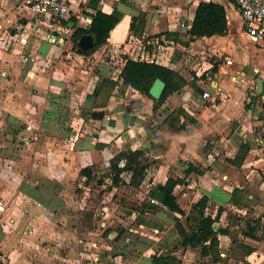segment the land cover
I'll return each instance as SVG.
<instances>
[{"label":"crops","instance_id":"crops-1","mask_svg":"<svg viewBox=\"0 0 264 264\" xmlns=\"http://www.w3.org/2000/svg\"><path fill=\"white\" fill-rule=\"evenodd\" d=\"M68 1L70 17L74 16L76 23L80 18L90 23L97 10L120 13L107 41L92 53L100 54L97 72L91 79L95 85L91 89L86 84L84 93L67 90L61 86L62 77L46 73L48 63H59L62 57L70 56L63 49L68 41L59 39L68 37V31L57 26L54 19L33 13L24 0H0V127L8 128L2 130L0 138V264H69L72 262L69 259L77 263V245L70 247V250L75 248V256L69 258L68 245L63 240L67 236L61 223L64 217H60V224H55V211L36 198L37 190H31L33 182L29 173L40 171L49 180L67 182L76 170L91 162L108 161L121 149L149 148L152 141L161 143L150 177L153 186L164 182L172 172L176 173L171 176L186 177L187 187L199 197L207 196L205 215L213 217L219 206L223 208L214 222L215 227L230 224V229L246 233L248 223L256 227L253 234L238 233L240 239L253 247L251 252L243 254L242 250L232 247L230 235L221 234V259L212 261L203 256L207 260L204 264H223L225 259L240 264H264V122L261 118L264 95L251 90L249 82L252 71L262 70L264 38H252L253 44L246 42L245 38L251 37L243 31L240 15L231 0H213L226 9L225 34L192 41H188L187 30L196 6L199 1L209 0ZM132 17L136 18L135 32L129 34ZM210 52L238 60L237 84L228 87V82L219 77L211 78L209 84L196 79L201 92L195 93L187 84L170 94L159 112L164 117L174 108H183L194 122L182 118L185 122L182 130L164 126L154 128L149 136L143 122L153 114V100L131 87L126 92L133 90L132 98L117 100L115 88L105 106L91 108V111L104 110L101 119H93L88 113L89 107L84 105L80 111L68 107L74 103L69 97L80 98L81 94L92 93L102 77L117 80L126 58L146 60L140 55L153 54V59L147 61H155L191 79L203 72L206 77L217 73L218 69L211 70L214 63L203 56V60L197 62L199 57L195 56ZM101 54L106 58L102 59ZM76 56L87 59L91 54ZM204 90L227 91L230 97L220 104L211 102L202 106L197 103V94ZM121 103L124 108L118 109ZM192 110L197 111L193 113L196 117L191 115ZM209 139L212 146L201 151V146ZM242 142L249 145L245 158L240 165L230 163L227 159L234 156ZM184 162H191L205 172L187 175ZM152 211L130 208L127 211L137 225V229L129 228V241L134 230L150 227L151 221L143 214L158 216L155 219L158 223L152 224L154 233L146 235L142 231L136 235L144 264H152L151 256L160 253L176 255L182 260L181 264H193L190 260L197 248L178 245L174 215L161 210L152 214ZM174 214L181 219L180 214ZM104 253L110 255V251ZM104 253H100L101 259H111Z\"/></svg>","mask_w":264,"mask_h":264},{"label":"rangeland","instance_id":"rangeland-1","mask_svg":"<svg viewBox=\"0 0 264 264\" xmlns=\"http://www.w3.org/2000/svg\"><path fill=\"white\" fill-rule=\"evenodd\" d=\"M245 40L246 42L253 44L252 38H245ZM262 46L264 58V44ZM71 47L72 43H65V46L63 47L64 53H69L70 56L62 57L59 63H48L46 73L62 77L61 86L65 87L67 90L70 89L71 91L84 93V91L87 90V85H89L91 89L93 84L95 85V82H92L91 79L97 72L96 63L98 55L100 54H91L90 58L87 59L84 56L80 58L76 56L79 53ZM190 53L191 50L189 52L187 51V54ZM196 55L199 57L197 62L203 60L201 59V56H203L205 60L214 63L216 69H218V71L216 70L217 73L214 76L210 75L209 77L201 80L202 84H209L210 79L215 77L226 80L228 82V87L231 88L237 84L236 79L238 78H236V70H239V62L237 59L234 60V56L233 59L229 56V59V57H226L225 54H214L211 52L206 54H195V56ZM101 58L103 59L106 57L104 54H101ZM56 64L59 66H56ZM261 65L262 70L252 71L250 74V89L253 91H256L255 77L259 76L264 79V63ZM220 66H224V68L220 69ZM115 67H117V65ZM134 93L135 92L133 90H129L122 98L130 99L133 97ZM227 93V91H225V93L211 92V99L202 98L200 96L202 94L199 93L197 94V97H199L197 103L202 106L208 105L211 102L220 104L230 97ZM263 95L264 93L261 94L262 97ZM115 97L117 100L121 99L118 94H116ZM80 98L76 96L73 98L69 97L68 99H73L74 103L68 105V107L80 111L82 105L91 108L94 105L105 101L104 93L98 95L87 93L85 96L81 94ZM262 100L264 102V97ZM95 110H102V108H96ZM196 112V110H192L191 115L196 117L193 114ZM161 115L162 114H159L158 111L145 118L143 122L144 127L153 129L152 131H154V126L160 119H162ZM86 118L89 117L86 116ZM153 123L155 125H152ZM0 128L1 138L3 133L2 130L8 128L6 126H2ZM212 138H214V136ZM159 145H161V143L152 141L151 146L149 148H145V155L148 157L149 161L152 160V164L146 171L144 181L138 187H133L127 184L130 175L129 172L123 173V177L126 181L125 183H122L119 186H113L109 174V160L104 161L102 159L89 163L88 166L93 172V178L88 182L85 176H82L79 171L77 172V170L67 182L62 183L54 179L49 180L46 175L40 171L29 173V178L33 182L32 186L35 190H37V194H35L36 198L45 202L52 211H55L53 217L56 221L55 224H60V217H64L61 220V223L65 227L63 231L66 230L67 236L66 239L64 238L63 240L66 243L65 245H68L67 249L69 251V258H74L75 256V248L70 250V247H75L76 245L78 247L77 263L75 259H69L72 260L69 264H97V262L108 263L109 261H115L117 264H144L143 251L138 246L139 240L136 239H139V237L136 238V235H140L142 231L145 232L146 235L154 233L152 224L158 223V221L155 220L158 216L143 214L145 219L151 221V225L149 223L150 227L145 229L139 228L141 231L138 230L137 232L134 230L130 235L131 240L129 241L128 233L131 232L129 228L133 227L137 229V225L135 221H132V219L129 218L127 211L129 208L137 209L143 201H148L150 187H153L151 184L152 179L150 177L154 172V162L156 163L158 161L159 148H161ZM13 146L15 147V145ZM211 146L212 144L210 143V139L206 140L203 146H201V151ZM175 174L176 173L172 172L170 175ZM27 191L32 193L29 189H27ZM176 194L177 201L183 205L186 214L188 213V205L191 201H196L199 198L198 194H196L191 188L187 187V185L177 189ZM156 212L157 211L154 210L152 211V214ZM180 217L184 221L185 216L181 215ZM54 227L57 229V226ZM121 229H123L121 234L124 235L119 234ZM108 233H110V235H108ZM62 247H64L63 244ZM60 250L63 251V248ZM195 250L196 253L192 255V260L190 261H192L193 264H204L207 261L206 258L200 255L198 248ZM105 251H110V255L104 253ZM100 253H104L105 255L111 257V259H107L106 257L101 259L100 255L102 254ZM235 255L238 256L237 254ZM227 260L228 259H225V263L223 264H240L234 260L229 262Z\"/></svg>","mask_w":264,"mask_h":264},{"label":"trees","instance_id":"trees-1","mask_svg":"<svg viewBox=\"0 0 264 264\" xmlns=\"http://www.w3.org/2000/svg\"><path fill=\"white\" fill-rule=\"evenodd\" d=\"M120 13L113 10L110 13H105L97 10L91 17V21L87 27L76 26V19L71 16L68 21H63L67 28H71L70 40L72 48L82 55L92 54L99 46L107 41L110 30L118 23ZM136 18L132 17L128 33H134V22ZM67 30V29H66ZM227 30V17L225 7L216 1H199L194 17L191 22L188 33V41L195 40L196 38L212 35H223ZM84 34H90L93 37V45L87 49H82L78 46L79 38ZM216 72V67L213 64L211 68ZM156 78H160L165 82L164 90L159 99L152 98L148 91ZM206 74L203 72L199 77L195 75L191 79H187L179 71L169 68L167 66L156 63L155 61H147L141 59L126 58L123 66L120 69L117 80L111 77H102L100 83L94 88L93 94L98 95L104 93L105 101L94 105L93 107H102L107 104V100L112 95L113 90L116 88L114 95L118 94L119 97H124L126 90L131 87L141 94L153 100L152 111L156 113L159 111L163 103L166 102L167 97L183 88L185 85H190L193 91L201 92L196 84V79H205ZM264 103V102H263ZM92 108V107H91ZM91 108H87L91 111ZM85 109V113L87 112ZM160 114V112H159ZM162 116V115H161ZM194 122L192 118L183 108H174L171 112L166 114L160 123L158 122L154 128L162 129L164 126L173 128L175 130H182L185 128V122L181 119ZM264 122V109L261 115ZM147 134L150 136L154 131L153 129L145 128ZM249 145L242 142L232 158L227 160L235 165H240L247 151ZM185 163V173L203 174L204 169L194 165L191 162ZM152 164L145 155V148L137 146L133 150L121 149L109 160V174L113 186H119L125 183L123 177L124 172H129V179L127 184L133 187H138L146 176L148 167ZM82 176H85L87 182L92 179L93 172L87 165L79 170ZM188 180L186 177L171 176L169 175L162 183L154 185L148 193V201H143L138 210H161L165 213L174 215V227L178 233V245L185 247L198 248L201 256H208L212 261L221 259L219 254V236L221 234H228L231 236L232 247L242 250L243 254H248L253 250V247L248 245L243 239L238 237L241 234H253L256 227L247 224L248 232L239 229H230V224L226 226H214L219 218V214L223 209L218 207L215 216L210 214L205 215L204 209L207 203V196L201 195L195 202L192 203L191 208L187 214L177 201L176 190L182 186H186ZM35 190L33 187L31 190ZM155 201V202H151ZM129 213V212H128ZM174 213L185 216L184 221ZM123 229L119 231L121 234ZM152 264H181V259L174 254H153L151 256Z\"/></svg>","mask_w":264,"mask_h":264},{"label":"built area","instance_id":"built-area-1","mask_svg":"<svg viewBox=\"0 0 264 264\" xmlns=\"http://www.w3.org/2000/svg\"><path fill=\"white\" fill-rule=\"evenodd\" d=\"M240 15L243 31L251 38H264V0H231ZM29 10L37 15L50 17L54 19L57 26H62L67 29L69 36L59 37L65 42L72 43L70 40L71 28H67L63 21H68L71 15V8L68 0H24ZM89 22L80 18L76 26H86ZM156 42V41H155ZM72 48V47H71ZM73 49V48H72ZM142 59H153V54L146 53L140 55ZM202 97L211 99V93L208 90L202 92ZM222 254V253H221ZM106 264H117L114 261H109Z\"/></svg>","mask_w":264,"mask_h":264},{"label":"water","instance_id":"water-1","mask_svg":"<svg viewBox=\"0 0 264 264\" xmlns=\"http://www.w3.org/2000/svg\"><path fill=\"white\" fill-rule=\"evenodd\" d=\"M173 40H175V37H172ZM182 44H187L186 41L178 40ZM93 45V37L90 34H84L82 35L78 40V46L82 49H87ZM255 84H256V93L257 94H263L264 93V81L261 77L257 76L255 77ZM165 87V82L160 79L156 78L154 82L152 83L151 87L149 88V95L154 99H159L161 96L163 90ZM124 104L121 103L119 105L118 109H123ZM263 109H264V103H263ZM88 113L91 115L93 119H101L104 115V110H94V111H88ZM99 264H106L105 262L99 263Z\"/></svg>","mask_w":264,"mask_h":264}]
</instances>
